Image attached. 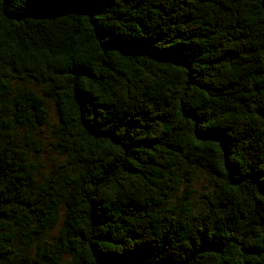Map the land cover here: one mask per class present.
<instances>
[{"label": "trees", "instance_id": "obj_1", "mask_svg": "<svg viewBox=\"0 0 264 264\" xmlns=\"http://www.w3.org/2000/svg\"><path fill=\"white\" fill-rule=\"evenodd\" d=\"M44 97L67 166L39 182L12 131ZM0 264H264V0H0Z\"/></svg>", "mask_w": 264, "mask_h": 264}, {"label": "rangeland", "instance_id": "obj_2", "mask_svg": "<svg viewBox=\"0 0 264 264\" xmlns=\"http://www.w3.org/2000/svg\"><path fill=\"white\" fill-rule=\"evenodd\" d=\"M33 87L39 94H42L40 85L31 81L23 84ZM18 84L14 85L16 88ZM45 98V106L47 109L46 122L36 129L31 130V137L35 144L28 145L27 134L30 128L17 126L12 131L13 145L19 153L23 155L32 168L39 182L50 175L63 172L67 166L66 153L58 150L54 143L56 141L55 129L59 125V118L56 112L55 101L52 98ZM191 171V173L188 172ZM183 182L179 188L172 194L168 207L177 211L182 216L183 206H186V195L189 211L186 215L188 223L193 226L197 222V217L204 211L206 204L214 195V187L209 180V175L204 167L198 166L189 168V164L185 163L180 170ZM65 213V207L61 206L56 225L49 230L45 238L41 242H53L54 237L60 229Z\"/></svg>", "mask_w": 264, "mask_h": 264}]
</instances>
